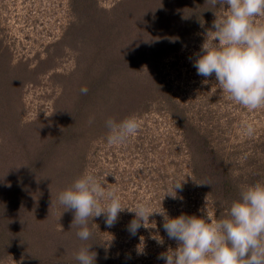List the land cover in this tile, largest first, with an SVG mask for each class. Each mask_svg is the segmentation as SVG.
<instances>
[{"label":"rangeland","instance_id":"1","mask_svg":"<svg viewBox=\"0 0 264 264\" xmlns=\"http://www.w3.org/2000/svg\"><path fill=\"white\" fill-rule=\"evenodd\" d=\"M225 8L0 0V264H79L90 245L96 264H165L159 254L178 245L161 213L224 219L241 189L264 182V107L231 100L193 66ZM131 115L138 132L108 144L105 122ZM86 173L126 209L111 228L90 217L82 241L58 196ZM141 202L154 213L131 236L127 208Z\"/></svg>","mask_w":264,"mask_h":264},{"label":"clouds","instance_id":"2","mask_svg":"<svg viewBox=\"0 0 264 264\" xmlns=\"http://www.w3.org/2000/svg\"><path fill=\"white\" fill-rule=\"evenodd\" d=\"M211 7L225 5V14L213 20L212 39L201 45L193 66L197 75L215 76L229 98L250 110L264 107V23H255L254 17L264 16V0H206ZM88 93L87 87L80 89ZM94 117L89 118V124ZM107 143L119 145L135 135L139 120L135 115L117 122L109 118ZM245 132L254 134V125L246 123ZM174 190L182 191V183ZM58 201L65 211H72V225L78 226L76 235L88 241L92 233L88 219L105 217L108 228L114 227L119 214L125 211L116 190H105L98 177L86 173L62 191ZM101 201H105L102 206ZM135 218L128 232L135 236L145 221L154 213L146 203H138L133 210ZM164 216L162 225L168 239L177 242L175 249L157 257L165 264H264V182H256L240 190L239 198L229 208L227 218L181 214ZM91 246H82L76 254L79 264H96L97 254Z\"/></svg>","mask_w":264,"mask_h":264}]
</instances>
